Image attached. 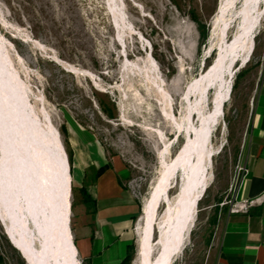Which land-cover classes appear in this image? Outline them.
<instances>
[{
    "label": "rangeland",
    "instance_id": "obj_1",
    "mask_svg": "<svg viewBox=\"0 0 264 264\" xmlns=\"http://www.w3.org/2000/svg\"><path fill=\"white\" fill-rule=\"evenodd\" d=\"M221 1L0 0V49L40 131L57 133L69 167L71 153L75 184V129L94 137L109 160L118 158L126 167L122 183L141 207L136 227L147 199L166 174L174 172L186 151L191 104L199 99L203 113L214 108L216 88L206 87L207 79L201 75L212 66L219 45L235 38L239 24L228 8L227 30L224 22L216 25ZM259 8L264 10L263 0ZM254 41L247 63L234 66L230 98L210 135L216 154L201 183L203 187L208 182V187L198 204L194 227L172 264H216L226 220L234 205L240 204L234 196L244 173L242 148L264 78V14ZM228 76L226 71L224 78ZM196 82L198 87H193ZM193 119L199 129L198 115ZM207 153L202 147L204 159ZM176 169L168 193L171 200L183 174ZM75 184L71 182L68 222L72 241L79 222L89 221ZM164 206L160 201L158 222ZM6 227L0 215V256L5 264H27ZM33 237L41 249L35 232ZM152 238L157 239L156 228ZM139 240L138 233L130 244L127 264H139ZM123 247L122 259L127 254V245ZM158 250L155 243L154 262ZM77 258L81 264H92L82 260L78 251ZM105 258L102 264H109Z\"/></svg>",
    "mask_w": 264,
    "mask_h": 264
},
{
    "label": "bare ground",
    "instance_id": "obj_2",
    "mask_svg": "<svg viewBox=\"0 0 264 264\" xmlns=\"http://www.w3.org/2000/svg\"><path fill=\"white\" fill-rule=\"evenodd\" d=\"M260 1L222 0L220 3L216 25L224 22L223 29L227 30L224 15L228 8L232 9L231 19L237 16L239 24L235 38L229 44L222 41L217 60L201 75L202 80L207 79L206 87L216 88L214 108L203 113L198 99L188 109L190 130L187 135L191 137L187 138L186 151L176 166L183 172L181 193L174 200L168 196L176 179L177 169L174 168V172L166 174L159 183L157 192L147 199L138 226L139 264H172L194 227L199 200L208 187V182L203 187L201 183L216 154L215 148L210 147L211 131L218 125L224 104L230 98L235 64L245 65L253 51L255 29L264 14L259 8ZM237 4H241L239 8ZM226 71H229L228 79L224 78ZM12 76L0 49V90L2 95L9 93L10 96V105L3 100L5 106L0 107V215L11 241L27 264H81L68 228L71 216L69 165L61 141L56 132L40 131L28 110L20 82ZM193 87H198V83ZM195 115L199 117V129L194 124ZM202 147L208 151L206 159L201 154ZM160 201L164 202V207L168 204V211L162 213L158 222L155 214ZM156 223L160 237L158 258L154 262L152 231ZM33 232L41 249L34 244Z\"/></svg>",
    "mask_w": 264,
    "mask_h": 264
},
{
    "label": "crops",
    "instance_id": "obj_3",
    "mask_svg": "<svg viewBox=\"0 0 264 264\" xmlns=\"http://www.w3.org/2000/svg\"><path fill=\"white\" fill-rule=\"evenodd\" d=\"M249 130L242 148L245 172L235 192L238 203L253 202L247 211L228 216L220 240L216 264H264V78L251 111ZM74 158L78 170L75 184L86 188L85 218L77 228L73 244L82 260L92 264L106 261L122 264L127 248L138 235L141 207L131 190L122 183L126 167L118 158L108 159L94 137L75 129ZM108 235V236H107ZM127 253V249H126ZM101 260V261H100Z\"/></svg>",
    "mask_w": 264,
    "mask_h": 264
},
{
    "label": "water",
    "instance_id": "obj_4",
    "mask_svg": "<svg viewBox=\"0 0 264 264\" xmlns=\"http://www.w3.org/2000/svg\"><path fill=\"white\" fill-rule=\"evenodd\" d=\"M218 53V52H217ZM216 57L218 58V56H217V54H216ZM215 57V59H214V61H213V63L215 62V60H217V58ZM208 70H210V69H208ZM0 88H1V78H0ZM0 107L2 106V107H4L5 106V103H4V101L7 103V106H9L10 105V103H9V99H10V96H9V93H5V95H2V92H1V90H0ZM4 96V98H2ZM4 100V101H3ZM6 108V107H5ZM3 110H4V108H3ZM0 113H2V109H0ZM9 113H7L6 115H8ZM1 115V114H0ZM179 154V153H178ZM177 154V155H178ZM177 157V156H176ZM175 157V158H176ZM177 184V183H176ZM181 186H182V178L180 177L179 178V184H178V192H177V195H179L180 193H181ZM166 203V202H165ZM167 211H168V204L166 203V207H165V210H164V213L165 214H167ZM163 213V214H164ZM157 225V224H156ZM156 229H157V233H158V228H157V226H156ZM159 234H157V238L158 239H156L155 240V243H156V245L158 246V248H159ZM11 241V240H10ZM12 243V242H11ZM12 245H13V243H12ZM14 246V245H13ZM15 248H16V246H14ZM17 249V248H16ZM159 253V250H158V252H157V254Z\"/></svg>",
    "mask_w": 264,
    "mask_h": 264
},
{
    "label": "trees",
    "instance_id": "obj_5",
    "mask_svg": "<svg viewBox=\"0 0 264 264\" xmlns=\"http://www.w3.org/2000/svg\"><path fill=\"white\" fill-rule=\"evenodd\" d=\"M65 135L67 134L66 130L64 131ZM71 163H72V156H71V153L69 155V164H70V168H71V172H72V167H71ZM71 177V176H70ZM70 187H72V185H70ZM75 189V188H74ZM79 193L81 194V197H82V202L84 203H87L89 198H88V195H87V192H86V188L85 187H82L80 190H79ZM202 200L200 199L199 200V203L201 202ZM198 203V204H199ZM132 245V244H131ZM132 246H128L127 248V254H126V257L125 259L123 260L122 264H127L130 259H131V254L129 253L130 249H131ZM0 264H5V260L2 256H0Z\"/></svg>",
    "mask_w": 264,
    "mask_h": 264
},
{
    "label": "built area",
    "instance_id": "obj_6",
    "mask_svg": "<svg viewBox=\"0 0 264 264\" xmlns=\"http://www.w3.org/2000/svg\"><path fill=\"white\" fill-rule=\"evenodd\" d=\"M244 172H245V168H244ZM252 203L253 202L245 201L241 204H235L233 209H232V213L245 212V211H247L249 205H251Z\"/></svg>",
    "mask_w": 264,
    "mask_h": 264
}]
</instances>
